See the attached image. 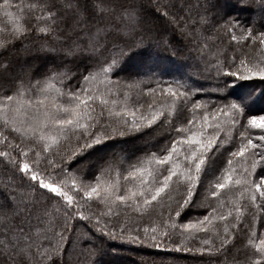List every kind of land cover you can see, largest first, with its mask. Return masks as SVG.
<instances>
[{"label":"snow or ice","instance_id":"obj_1","mask_svg":"<svg viewBox=\"0 0 264 264\" xmlns=\"http://www.w3.org/2000/svg\"><path fill=\"white\" fill-rule=\"evenodd\" d=\"M237 2L258 12L264 28V0ZM226 6L3 0L11 26L0 28V264H103L120 252L115 243L205 264H264V234L254 251L236 246L264 218V112L249 111L255 92L234 95L240 81H264V57L230 45L233 55L221 48L209 58L212 35L237 42L239 31L264 49V30L242 26ZM180 54L211 92L191 75H173L167 61ZM37 58L49 60L40 73ZM101 75L103 91L93 87ZM145 79L153 86L141 87ZM109 144L120 150L98 151ZM234 160L242 161L235 178ZM121 165L135 188L88 183Z\"/></svg>","mask_w":264,"mask_h":264},{"label":"trees","instance_id":"obj_2","mask_svg":"<svg viewBox=\"0 0 264 264\" xmlns=\"http://www.w3.org/2000/svg\"><path fill=\"white\" fill-rule=\"evenodd\" d=\"M13 4L17 3L18 0H12ZM24 2L27 4L29 2H34V0H24ZM223 3H226L225 7V13L229 16H235L237 17L242 26H255V29L258 30H264V28L261 27L257 21L260 19V15L258 12H252L249 8L240 6L237 2V0H222ZM3 3V0H0V4ZM14 13L15 16H19L20 14L16 12L14 8L9 9ZM3 9H0V28L4 27L5 25L11 26V22L9 21L8 17L4 16ZM40 13L38 12L37 15ZM27 20L29 23H37L35 20H32L30 17H27ZM25 18H21L18 22L17 26H23L25 24ZM238 41L232 42L230 37L227 34H220L212 35L209 39V47L212 48V52L209 53V58H213V52L216 49H226L229 52V55H233L231 51V46H236V53L239 54L241 52V48H245V50H250L251 55L256 57L257 59L264 57V49L260 48L257 43H253L252 41H243L240 40L241 33L239 31H236L234 33ZM255 34V33H254ZM3 33H0V36H2ZM166 39L170 38L169 36L165 37ZM241 58H244L241 56ZM221 61L223 60V57H220ZM35 61V64L38 65L37 67V73L42 72L45 64V58H37ZM170 65V71L173 73L174 76L177 78L187 79L188 75L193 76L198 81L204 83V88L206 92H211L212 90V84L205 80L203 76H198L196 71L193 68L188 67V64H194L195 61L187 56L186 54H180L177 56V58L174 61H167ZM133 67L131 62H126V66L124 71H128ZM98 71V69H96ZM183 74V76H182ZM122 79L124 78L122 74ZM54 83V82H52ZM106 83L103 82V76L101 75L99 77V82L97 84H94L93 87H99L101 91H103L106 87H108ZM150 87L153 86L151 84H147V80L145 79V83L141 85V87ZM253 92L256 93L255 100L249 105V111L252 113H258V112H264V81L260 80H249V81H240L239 86L235 89V98H243L244 96L251 95ZM55 94L54 92L52 93ZM31 95V94H28ZM28 95L25 96V98H28ZM137 95V91H133L132 96L135 97ZM36 98L42 97H33L34 101ZM48 101H45V104H47ZM123 103V101H121ZM2 119H0V123H2ZM7 134V133H5ZM11 138V137H10ZM4 138L3 136H0V151L4 150ZM140 143V142H137ZM115 147L113 144L105 145L104 147L98 149L99 150H106L111 149ZM120 150V149H119ZM115 150V151H119ZM31 155V154H30ZM222 163V158H219L216 163L214 164L215 167H219ZM240 163L242 161L237 162L234 160L233 167L236 169V171L233 173L234 178L240 173ZM226 167V165H225ZM130 167H126V165H121L116 168L114 172H112L110 175H104L99 174L97 179L89 180L88 183L91 185H94L97 182H100L102 185L105 182H110L113 185L119 186L122 190L127 188H135L136 184H138V180H126L125 177L127 176V171H130ZM223 175V172H220V176ZM215 182V181H213ZM67 190V189H66ZM221 192L224 194V196H227L228 199L232 198V193L228 189L221 190ZM69 194H73V192H69ZM224 196L221 197L222 201L224 199ZM123 208V205H120L119 207L113 206V209L115 212H120ZM106 208H102L101 211H106ZM226 209H222L224 211ZM147 226L149 227V230H151L152 227L157 226L156 224H141V227ZM264 229V218H261L256 221V233L255 235H246L241 237L237 240L236 246L240 249V253L244 254L247 253L249 250L254 251V244L258 242V239L261 237ZM251 240L253 242L252 245L248 244V241ZM113 247L120 248V252L118 254H107L104 257H102L103 264H138L140 261H148L152 259H165L167 264H205V261L194 258L190 254H183L179 252H173L168 255L164 254H157L156 250L145 248L142 246H136V245H120L119 243H115L112 245ZM191 246V245H189ZM239 258H243L241 255ZM256 257H253L255 259Z\"/></svg>","mask_w":264,"mask_h":264},{"label":"rangeland","instance_id":"obj_3","mask_svg":"<svg viewBox=\"0 0 264 264\" xmlns=\"http://www.w3.org/2000/svg\"><path fill=\"white\" fill-rule=\"evenodd\" d=\"M33 63H35V61H32ZM49 62V60L48 59H45V63H48ZM5 79L7 80L8 79V77L6 76L5 77ZM137 144H139V143H137ZM115 150H119L120 149V145L119 144H115ZM107 150H110V149H106V150H99V151H107ZM262 234H264V229H263V233Z\"/></svg>","mask_w":264,"mask_h":264}]
</instances>
